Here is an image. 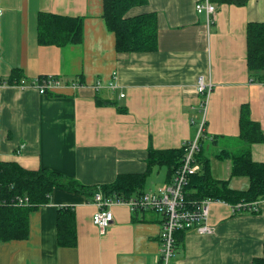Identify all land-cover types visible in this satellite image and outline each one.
<instances>
[{"label":"crops","instance_id":"crops-1","mask_svg":"<svg viewBox=\"0 0 264 264\" xmlns=\"http://www.w3.org/2000/svg\"><path fill=\"white\" fill-rule=\"evenodd\" d=\"M198 1L145 0L131 7L126 17L156 16L157 45L117 52L103 0H0V83L7 84L0 89V163L50 169L95 187L119 174L141 173L149 148H178L195 136L196 83L204 76L212 91L198 158L207 159L214 179L246 190L249 178L231 176V160L217 155L242 148V109L264 137V71H249L246 64V28L264 22V0H211L216 11L209 25L195 9ZM40 12L82 17L81 42L39 44ZM40 76L57 77L64 86L40 94L14 85ZM98 82L114 87L95 90ZM250 156L264 162V139L250 144ZM167 173L165 165L154 166L144 191L169 182ZM92 197L54 188L49 202L30 212L26 238L0 241V264H158L162 216L112 205V222L101 232L92 221ZM61 207L74 214L72 247L56 240ZM257 207L242 212L212 201L207 223L213 233L186 232L173 264H252L263 256L264 199Z\"/></svg>","mask_w":264,"mask_h":264},{"label":"trees","instance_id":"trees-1","mask_svg":"<svg viewBox=\"0 0 264 264\" xmlns=\"http://www.w3.org/2000/svg\"><path fill=\"white\" fill-rule=\"evenodd\" d=\"M144 1L103 0L102 17L107 28L115 36L117 52L152 51L156 48V16L153 13L131 17L125 15L131 7L141 5ZM81 18L40 12L37 17V42L52 46L80 43L81 32H83ZM247 26V68L249 71H264V22H250ZM238 125V136L243 141L242 148L236 151L223 150L217 157L229 158L231 176L248 177L249 187L246 190L231 189L228 180H217L211 176L207 159L198 158L202 164V172L190 176L185 187L187 201L211 198L232 205L264 199V162H254L250 156V144L263 140L264 137L258 123L249 118L245 109H242L240 113ZM197 155L201 156V148ZM182 156V146L169 149L149 148L145 156L146 166L143 172L119 174L114 181L99 187L83 185L50 169L28 170L17 163H0V241L26 238L30 212L48 203L49 196L56 187L88 196H93L96 191H100L106 199H129L130 196L143 194L146 178L156 165H165L171 180L181 163ZM24 197L28 199L26 204L17 203L18 198ZM56 228L58 245L72 247L76 244L75 220L70 208L61 207L57 210ZM185 233L184 230L175 233L176 247H179L184 240ZM252 264H264V238L263 256L254 258Z\"/></svg>","mask_w":264,"mask_h":264},{"label":"built area","instance_id":"built-area-1","mask_svg":"<svg viewBox=\"0 0 264 264\" xmlns=\"http://www.w3.org/2000/svg\"><path fill=\"white\" fill-rule=\"evenodd\" d=\"M195 9L198 13L203 11L207 17V25L211 24L212 16L216 11L211 0L198 1ZM6 85V83H0V89ZM14 85L20 89L32 87L40 94L52 93L64 86L62 81L57 77L49 76L37 77L32 81L21 79L17 83H14ZM81 86L82 84H72V87ZM103 86L114 87L110 83L103 84L98 82L93 85V88L98 90ZM196 90L201 98L197 132L192 139L182 144L183 156L181 163L172 175L171 180L161 186H156L153 190H145L143 194L130 196L129 199H106L100 191H96L92 197V201L97 208L92 216V221L101 232L112 222L113 216L110 210L112 205H125L132 213L150 210L158 212L162 216L159 231L160 248L158 264H173V253L176 251L175 233L177 231H194L199 234L213 233V228L208 225L207 220L209 216V204L214 200L204 198L199 201H187L185 195V187L190 176L202 172V164L197 154L201 148V137L204 132L205 114L208 98L212 91V83L208 82L204 76H199L197 78ZM120 96H123V94H120ZM27 201V197L17 199V203L20 204H26ZM258 202H239L230 206L235 211L257 212Z\"/></svg>","mask_w":264,"mask_h":264},{"label":"rangeland","instance_id":"rangeland-1","mask_svg":"<svg viewBox=\"0 0 264 264\" xmlns=\"http://www.w3.org/2000/svg\"><path fill=\"white\" fill-rule=\"evenodd\" d=\"M70 85L72 86V84L70 83ZM196 124H197V122H196ZM198 126V125H197ZM204 139H206V137H204V132H203V135H202V137H201V144L203 143V141H204ZM206 144H207V142L205 141L204 142V144H203V148H205V146H206ZM164 183H157L155 186H154V188H156V186L158 187V186H161V185H163Z\"/></svg>","mask_w":264,"mask_h":264}]
</instances>
